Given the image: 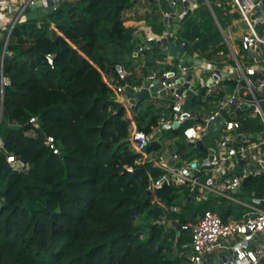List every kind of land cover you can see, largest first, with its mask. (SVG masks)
I'll list each match as a JSON object with an SVG mask.
<instances>
[{
  "label": "trees",
  "instance_id": "1",
  "mask_svg": "<svg viewBox=\"0 0 264 264\" xmlns=\"http://www.w3.org/2000/svg\"><path fill=\"white\" fill-rule=\"evenodd\" d=\"M137 1L63 0L49 16L13 26L3 58L11 83L4 89L0 121V264H180L177 251L191 239L183 223L206 209L224 220L231 211L241 218L231 204L215 205L212 195L181 204L190 191L186 184H162L147 194L163 170L136 159L158 149L164 132L181 157L191 155L179 139L183 126L156 131L153 103H138L128 114L106 74L137 86L159 66L158 46L134 54L147 30L167 32L208 57L224 43L203 0L169 26L164 13L170 3L145 0V25H126L124 11ZM210 2L223 28L238 17L224 0ZM3 43L0 36V54ZM31 115L38 116L39 126L28 121ZM136 130L153 133L143 149L132 138ZM46 134L54 136L59 153L45 145ZM9 154L21 165L8 162ZM241 184L264 198V174ZM157 202L181 205L171 212L173 227L148 220L149 214L160 219Z\"/></svg>",
  "mask_w": 264,
  "mask_h": 264
},
{
  "label": "built area",
  "instance_id": "2",
  "mask_svg": "<svg viewBox=\"0 0 264 264\" xmlns=\"http://www.w3.org/2000/svg\"><path fill=\"white\" fill-rule=\"evenodd\" d=\"M36 1H40L44 6L53 5L55 9L63 0H0V29L7 32L0 59V121L3 117L4 89L11 83L10 76L3 68L7 41L16 23L32 19L29 14L36 10ZM205 1L211 8L210 0ZM215 1L219 3L218 0ZM169 2L174 6L176 4V0ZM181 2L185 7L196 5L195 0ZM224 2L231 4L239 13V21L233 22L244 26V29L235 35V38L239 39V48L231 43L235 32L226 31L219 21H215L222 34L223 43L227 45L225 49H218L207 60L199 49L188 51L185 41L177 40L184 50L175 59L176 63H173L176 70L164 69L161 73L152 70L142 78L140 85H134L136 88L146 86L153 104L159 107L157 128L184 124L182 133L185 145L191 151L200 147L207 148V155L182 162L175 170L176 176L167 177L162 174L154 180L152 186L146 189L148 195L152 194L156 186L162 184H176L177 181L198 183L196 171L209 170L211 176L204 186L222 195H228L226 190L236 191L245 177L264 174V28L260 33L255 26L264 25V0ZM174 17L176 13L173 11L164 14L165 22H170ZM167 36L168 33L155 36L147 30L145 44L139 45L136 52L148 47L151 41H156L155 46L160 49L168 47L170 43L166 40ZM240 50L241 57L238 56ZM187 54L191 55V59L185 57ZM45 57L47 62L52 64V54L47 53ZM167 62L159 60L160 64ZM117 68L120 72V67ZM204 72L206 77L203 78L201 73ZM197 79L200 89L195 87ZM155 80L158 81V86L152 90ZM124 88L116 86L115 90L121 92ZM188 90L194 92L192 107L184 109ZM123 101L132 108L136 104V101L130 98ZM205 101L211 104L210 110L206 109L202 115H198L195 103L200 106ZM216 115L222 117L223 124L214 139L215 146L212 147L202 141V136ZM256 115L260 116L263 125L259 128L256 126L257 129H243V123L250 118H256ZM28 121L33 126H39L37 115H31ZM152 136L153 133L136 130L132 138L138 148L143 149ZM44 142L53 153H59L53 135L46 134ZM169 155L178 157L175 144L169 148ZM139 159L141 160V156ZM7 161L15 167L21 165L12 154L7 156ZM253 194L252 191L251 198L255 202L260 203L263 200ZM192 196L199 198L203 196V192H194ZM181 228L189 229L191 233L190 241L183 243L182 248L177 251V254L184 258L182 264H264V209L260 207L252 206V210L246 211L241 218L227 220L218 212L206 209L194 222L183 223Z\"/></svg>",
  "mask_w": 264,
  "mask_h": 264
},
{
  "label": "crops",
  "instance_id": "3",
  "mask_svg": "<svg viewBox=\"0 0 264 264\" xmlns=\"http://www.w3.org/2000/svg\"><path fill=\"white\" fill-rule=\"evenodd\" d=\"M150 1H153V0H150ZM167 1L169 2V0H167ZM195 1H196V5H193V7L190 8V7H185V5L181 2V0H176V4H175L174 8L171 7V10L170 11H166V12H172L173 11V12L176 13V16H182L184 13L191 11L192 9H194L197 6V4H198L197 1L198 0H195ZM203 1L206 4V6L208 7V9L210 10V12H211V14L213 16V19H214V23L216 24L215 21H218V18L216 17V15H215V13L213 11L212 5H211V8H210L208 6V4L206 3V1L205 0H203ZM227 5L230 6V9H229L230 12H233V11L237 12L236 10H234L231 7V4L227 3ZM170 6H171V4H170ZM239 19H240V17H239V13H238V17L237 18H232L230 21H239ZM139 24L144 26L145 25L144 19H142V21H140ZM216 26H217V24H216ZM218 29H219V27H218ZM224 29H225V27H224ZM163 33H167V32H162L160 34H163ZM233 33H234V31H233ZM220 34H221V32H220ZM236 34H237V32L234 33V38H235V35ZM0 36H4V42H5V39L7 37V32L5 30H1L0 29ZM145 37H146V35H145ZM221 37H222V34H221ZM222 42H223V38H222ZM231 43H232V45L234 47H236L233 42H231ZM3 46H4V43H3ZM3 46L1 48L0 59H1V56H2ZM196 49H198V48H196ZM199 50H200V53H201L202 50L201 49H199ZM136 53L137 52L135 51L134 54H136ZM203 56H205V55H203ZM160 59H161L160 57L157 59V63H158L159 66L156 69H154V70H159L158 68H161L162 66H167V68H172L171 66H174L173 64H171L169 62L170 60L166 64H160L159 63V60ZM120 69H121V67H120ZM136 72H137V74H140L139 69H136ZM125 73H126V71H124V70L121 69L120 75L121 76H124ZM105 80L107 81L108 85L113 89V91H114V93L116 95V99L118 101L124 103L123 99H127V98L129 99V98L132 97V95L129 93V91L126 88H124L121 92H117L115 90L116 86H124V87H126V85H128V84H126V83L124 84V83L119 82L118 81V78H115L111 73H107L106 74ZM150 99L153 102V99L152 98H150ZM138 103H140V101H136V104H138ZM135 105H134V108H135ZM152 105L155 107V109L157 110V112L159 114V107L158 106L156 107L155 104H152ZM126 106H128V105L126 104ZM127 108L129 110H133L134 109L131 106L130 107L128 106ZM128 114H131V112L128 111ZM188 122H190V121H188ZM188 122L186 121V123H188ZM183 125L184 124H182V126ZM256 126H257V122H255L254 119H251L250 118L248 121H245L243 123L242 128L243 129H257L258 126L257 127ZM156 129H157L156 131H158L160 128H156ZM179 139H181V140H183L185 142V137L183 135ZM172 144H175L176 145L174 139L169 140V142H166V141L162 140V144L160 145V147L158 149L151 150V151H149L147 153L142 154L141 155V160L138 158V159H136V162L139 163V164L149 162L152 165L157 166V167H159V168H161L163 170V172L160 174V176L163 174V175H165L167 177H174V176H176L175 170L180 166V164L182 162H184L185 160H188V159H192V158H194L196 156H192V157H188V156L185 157L184 156V157H181L179 155V153H178V149H177V145H176V150H177V153H178V157L173 158V157H171L169 155V148L171 147ZM204 149L206 150V154L203 155L201 153H202V151ZM185 150L188 151L189 153H191V155L193 154V151H194V150H192V151L189 150V147H187L186 145H185ZM197 154H198L197 157L198 156H205V155H207V148L206 147H200V148H198ZM195 175L197 177L198 183H190V182H187V181H177V183H176V185L186 184V186L190 190L187 195L186 194L184 195V197L182 195V197H181V204H185V203H189V202H196V201H199V200L205 198L208 195H212V196H214V204L215 205L216 204H220L223 201L226 204H231L232 207H233V209H232L233 211L235 210V211H240L241 212L240 213L241 214V217L244 215V213L246 211L252 210V206H256V207H260V208L264 209V204L257 203L253 199H251V200L245 199V197H247V196L251 197L252 191L254 192L253 196L254 197H257V196H255V190H251L249 192V194H247L243 198L242 197L241 198H239V197H233L230 194H228V195H222V194H219V193H215L214 191H211V190L207 189L204 186V184H206L208 178L211 176V172L209 170H206V172H204V171H196ZM241 186H242V184H241ZM201 190L203 192V196H201L199 198H193L192 193H194V192L195 193H199ZM242 190H243V186H242V189H241L240 192H242ZM232 192L240 193V192H237V191H232ZM259 198H262L263 201H264V198L263 197H259ZM242 201H244V203ZM157 203H158L157 206H160L161 207L162 213L156 212L155 211V208H154V211L156 212V214H158L160 216V219H157V218L154 217V215L149 214L148 220L149 221L157 220V221H160V222H165L166 226L173 227L174 226V219L172 218L171 212L172 211H178V210H180L181 205L180 204H177V205H173V204L172 205H165L164 203H161V202H157ZM214 211H216V210H214ZM229 218H234V214L232 213V211L230 212ZM177 230H176V232H177ZM183 260H184V258H183ZM183 260H182V262L180 264L183 263Z\"/></svg>",
  "mask_w": 264,
  "mask_h": 264
},
{
  "label": "water",
  "instance_id": "4",
  "mask_svg": "<svg viewBox=\"0 0 264 264\" xmlns=\"http://www.w3.org/2000/svg\"><path fill=\"white\" fill-rule=\"evenodd\" d=\"M51 2V1H50ZM35 5L37 6L36 10L32 11L29 14V18H36V17H44L51 13L53 11V5H47L44 6L40 1H36ZM171 7L174 8V5L171 4ZM238 36V35H237ZM166 40L170 43L168 47H163L160 49L159 53L161 55H169L172 56L174 59H177L179 55L183 52L184 48L178 44V41L175 37L172 35H168ZM156 41H151L148 43V47H155ZM187 59H191V55L187 54L185 55ZM200 60V59H199ZM158 86V81H154V85L152 86V90H155V88ZM129 93L132 95L130 98L132 101H142L145 99H150L151 94L149 92V89L146 86H141L139 88H136L132 85H126L125 87ZM194 97V92L192 90H188L186 92V99L184 103V109H190L192 107V99ZM223 124V119L220 115H216L213 119H211L208 129L206 133L202 136V141L206 144L214 147L215 146V137L218 135L220 128ZM190 150V148H189ZM242 189V186L236 189L237 192H240ZM247 200H251L252 198L247 196L245 197ZM261 204H264V201H260ZM155 211L162 213L161 207L157 206L155 207Z\"/></svg>",
  "mask_w": 264,
  "mask_h": 264
},
{
  "label": "rangeland",
  "instance_id": "5",
  "mask_svg": "<svg viewBox=\"0 0 264 264\" xmlns=\"http://www.w3.org/2000/svg\"><path fill=\"white\" fill-rule=\"evenodd\" d=\"M180 5V4H179ZM178 5V6H179ZM148 7L149 6H147V4L145 3V0H138L137 1V3L134 5V6H132V7H130V8H127L125 11H124V18H126V21H125V24L126 25H134V24H136L138 21L140 22V21H142V16H143V13H144V11L145 10H147L148 9ZM53 13V11L51 12V13H49L48 14V16L50 15V14H52ZM165 22V21H164ZM170 22H172V21H170ZM170 22H165V23H167L168 24V26H169V24H170ZM166 24V25H167ZM256 27H257V30L261 33V32H263V28H264V25L263 26H260V25H258V24H256L255 25ZM225 29L229 32H232V31H234V32H240V31H242V29H244V26L243 25H240V24H237V23H234L233 21H227V23H226V25H225ZM167 30V29H166ZM155 34V36H157L158 35V33H154ZM179 41V40H178ZM188 41V40H187ZM188 42H191V41H188ZM232 42L235 44V46L236 47H238L239 48V39L238 38H234V39H232ZM227 47V45H225L224 44V47H222L223 49H225ZM187 49H188V51H194L196 48H193L192 50H190L188 47H187ZM228 49V48H227ZM241 49V48H240ZM241 52H238V56L239 57H241V54H242V50H240ZM201 54L202 55H205L203 52H201ZM206 56V55H205ZM204 56V57H205ZM161 59H163V60H165V61H169L171 64H173V63H176V60L173 58V57H170V56H167V55H161V57H160ZM205 58H207V60L210 58V57H208V56H206ZM172 67V69H175L176 70V67L175 66H171ZM167 69H170V68H167ZM201 77H206V72H204V73H201ZM199 79H197V83L195 84V87L196 88H198V89H200V84H199ZM197 100V99H196ZM152 101H151V99H146V100H142V101H140V104H141V106L142 105H147V104H149V103H151ZM152 103H154V102H152ZM210 103L209 102H207V101H205V102H203L200 106L199 105H197V103H195V106L197 107V109H198V115H202L203 114V112H205L206 111V109H209L210 110ZM203 106V107H202ZM126 107H128V106H126ZM128 111H130L129 109H128ZM254 121L255 122H257V126L258 127H260V126H262L263 125V123L261 122V120H260V116L259 115H256V118H254ZM161 135H162V139L164 140V141H166V142H169V140H171L172 138H170L169 137V135H168V133H161ZM0 137H1V134H0ZM197 151H198V148H195L194 149V151H193V154L192 155H187L188 157H192V156H197L198 154H197ZM260 175H257V176H252V177H254V178H258ZM226 192L228 193V194H230L231 196H233V197H239V198H243V197H245L247 194H249V192H250V190L246 187V188H244L243 190H242V192H240V193H236V192H232V190H226ZM234 203V202H233ZM135 221L136 222H141L142 221V216H138V217H136V219H135ZM175 225V224H174ZM170 226H167V228H169Z\"/></svg>",
  "mask_w": 264,
  "mask_h": 264
}]
</instances>
